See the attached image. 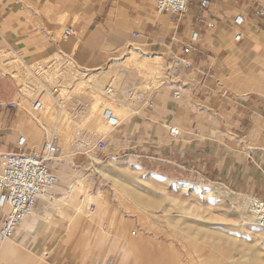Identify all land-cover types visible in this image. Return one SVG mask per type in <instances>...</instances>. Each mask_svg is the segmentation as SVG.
Returning a JSON list of instances; mask_svg holds the SVG:
<instances>
[{
	"label": "rangeland",
	"instance_id": "374dc122",
	"mask_svg": "<svg viewBox=\"0 0 264 264\" xmlns=\"http://www.w3.org/2000/svg\"><path fill=\"white\" fill-rule=\"evenodd\" d=\"M57 1L47 0V3L54 6ZM109 1L60 0L58 14L44 17L45 21L49 19L52 24L60 26V31L48 32L47 36L36 34L35 42L46 43L53 39L57 43L63 39L62 33L67 27H71L73 33L74 30L78 32L83 25L94 28L110 8ZM22 3L19 2L20 6ZM130 8L131 10L126 11L129 17H122L121 22L128 25V18L137 14L142 20L138 23L141 29L137 26L131 30V38L132 35H152L151 32H156L163 26L167 27V35L174 34L178 19H181L179 17L175 20L156 14L154 0H132ZM155 15L159 16L160 21L152 23L150 20ZM29 19L34 20L32 17ZM35 24L36 32L44 29V26L36 22ZM142 28H146V33ZM177 31L180 32L179 27ZM189 32L191 36L192 30ZM262 37L264 43V36ZM67 41L71 42V39ZM169 41L171 39L166 40ZM190 43L194 42H191L189 37ZM186 44L182 43V48ZM137 45L139 50L136 54L129 51ZM158 45L159 43L154 41L151 42V47H143L128 39L124 45L108 53L103 63L95 68H82L75 58L65 53L60 54L53 48L47 56L30 63H21L10 55H2V70L12 76L18 85L16 103L31 115L35 126L42 128L37 127L39 138L37 144L32 145L34 152L29 154L38 155L45 139L55 137L57 153L49 166L56 176L59 172L68 173L74 184V179H79L82 183V191L78 193L76 204L86 202L88 195L94 196L95 200L104 201L116 218L125 221L129 232L136 234L132 237H141L142 247H147L146 250L143 248L134 251H151L148 255L156 258L158 263L173 264L174 259L178 258L182 264H192L191 260L193 264H218L216 260L219 256L214 252L210 254L205 245L197 251L196 245L200 243L195 238L198 236L191 230L192 226L199 224L213 235L219 231L228 235L230 230V235L233 232V239L238 241L241 249L222 251V262L219 264H264V230L258 227L254 218L246 212L245 196L250 195V192L240 193L219 181H199L194 175L164 171L162 166H152L148 160H136L131 156V151L124 150L125 146H119L120 140L127 142L130 139L128 135L138 134V144L147 145L146 141L154 139L158 141L159 147H163V137L168 138V128L172 126L180 129V136L176 138L188 135L190 139L201 140L204 139L203 129L208 130L210 138L217 139L220 135L218 128L206 124L207 122L204 127H196L193 124L185 128L180 124H192L193 113H196L192 106L189 107V98L175 87L179 75L187 74L189 69L171 77L167 76V63L179 56L171 55L168 49L160 50ZM193 48L188 45L189 50L192 51ZM241 53H246V50H229V56L223 63L224 79L229 77L226 62L235 64V73L238 76L249 73V63H244L245 55ZM93 55H98V52ZM105 70H112V73L102 86L88 87V77ZM237 79L249 88L246 80H242V77ZM255 90L257 95L264 97L260 94L264 93V87ZM185 100L187 101L184 102ZM35 101H40L42 105L38 111H33ZM116 107L127 112L125 117L118 122V127H111L100 137L96 131L97 122H93L92 117L99 118L104 110H117ZM92 111H95L93 115ZM137 121L143 123L140 126L134 125ZM121 123L128 124V129L125 133L118 134L119 132L114 130L119 128ZM124 144L132 147V144ZM58 186L66 192L70 191L66 185H61L59 180L55 188ZM251 195L262 197L259 193ZM93 209L94 206L90 205L89 210ZM73 215V207H66L62 216L54 215L55 219L49 222V233L47 239L43 240L45 242H34L30 239V246L24 245V252L36 256L37 262H40L38 257H42L47 264H59L47 259L45 255L36 254L39 245H47L50 248L48 251H72L69 264H118L121 259L120 248L106 256L110 249L107 245L100 253L88 249L89 252L85 251L81 258L84 244L77 245L80 234L74 238L61 234L69 227ZM50 230L57 232V236ZM18 233L17 231L10 240L14 241L20 234ZM145 255L148 256L145 253L139 257L137 255L136 264H146ZM79 260H82L81 263Z\"/></svg>",
	"mask_w": 264,
	"mask_h": 264
},
{
	"label": "crops",
	"instance_id": "0c3cea01",
	"mask_svg": "<svg viewBox=\"0 0 264 264\" xmlns=\"http://www.w3.org/2000/svg\"><path fill=\"white\" fill-rule=\"evenodd\" d=\"M18 1L23 2L21 6ZM59 1L51 6L47 0H0V57L10 55L21 63H30L47 56L53 48L75 58L82 68H95L128 39L143 47H151V42L156 41L160 50L168 49L171 55L182 57L190 65L187 74L179 75L175 87L189 98V107L196 113H193L192 124H180L185 128L193 124L204 127L207 122L218 128L220 135L217 139L210 138L207 129L202 130L204 139L201 140L190 139L188 135L172 138L168 134V138L163 137V147H159L154 139L146 141L147 145L138 144L136 134L128 135L127 142L120 140L119 146H125L124 150L131 151L136 160H148L150 165L162 166L164 171L194 175L199 181H219L234 191L264 196V97L238 81L237 78L247 73L238 76L235 64L226 62L229 77H222L224 59L232 49L235 52L246 50L241 54L246 56L244 63H249V73L264 79V15H255L258 10L264 12V0H209L210 5L205 10L198 7V0H193L178 19L174 34L167 35L165 27L148 36L132 35L133 39L130 32L142 21L139 14L128 18L127 27L121 22L122 17H129L126 11L131 10L132 0H110V8L94 28L83 25L78 32L74 30L71 37L57 43L51 38L50 42L36 43L35 36L60 31V26L44 20L58 14ZM236 17L244 19L239 26L233 23ZM35 22L44 29L36 32ZM142 30L146 33V28ZM190 30L198 32L199 39L189 44ZM236 35L241 36L239 41ZM70 39L72 43L67 41ZM167 39L171 41L166 42ZM182 43L194 48L184 52ZM94 52L98 55L94 56ZM2 67L0 62V165L10 154L34 152L32 145L37 144V127H40L35 126L31 115L16 103L18 85ZM142 123L137 121L134 125ZM121 124L114 130L118 134L128 129V124ZM20 141L23 145H19ZM3 215L0 207V220ZM25 242L30 244L27 239ZM49 249L47 245H39L36 254L59 264H69L72 251Z\"/></svg>",
	"mask_w": 264,
	"mask_h": 264
},
{
	"label": "bare ground",
	"instance_id": "6f19581e",
	"mask_svg": "<svg viewBox=\"0 0 264 264\" xmlns=\"http://www.w3.org/2000/svg\"><path fill=\"white\" fill-rule=\"evenodd\" d=\"M143 16H145V14ZM159 19V16L155 15L151 20H149L152 23H155L159 22ZM124 26L127 27L128 25L125 24ZM162 28H165V26H163ZM138 50V45L129 49V51H133L134 54H136ZM245 59L246 56L243 60ZM259 63L260 61L258 62V64ZM111 73L112 70H105L103 72H100L98 75L96 74L89 77L87 75L88 79L86 83L90 88L93 86H102V84L106 79H108L107 77ZM242 80H246L248 87L252 89L259 90L264 87V79L255 74L249 73L246 76L242 77ZM106 110H110L113 118H115L118 122L122 121L127 113L125 110H122L120 108H117V110L108 108ZM106 110L101 113V116H99V118L92 117L93 122H97V124L95 123L97 125L96 131L98 132L100 137L104 136V134L112 127L108 123V120L105 118L104 113ZM94 112L95 111H92L91 114L93 115ZM175 128V130L180 132V129L178 127ZM57 176L58 180L61 182V185H66L67 189H69L70 191L66 192V190L60 188L59 186L56 188L54 186L52 189H50L48 194H45L39 199L38 206L33 209L29 216L22 220L20 227L16 229L15 235L17 231H19L20 234L18 233L19 235L15 237V240L11 241L9 239L0 242V264L46 263L41 259L42 257H38V261L42 262L40 263L36 261V256L24 252V245L27 244L24 239L26 238L28 242L30 239L34 242L46 240L48 236L47 234L49 233V222L55 219L54 215L56 214L62 216L63 211L66 207H73L74 215L72 218H70L69 227L65 228V230H63L61 234H64L67 238H69L70 235L71 238H74L78 234H80L79 242H77V245H79V243L84 244L81 258L83 255H85V251L89 252L88 249H94L95 252L100 253L106 245L110 248L109 251H107L106 256L109 253L113 254L118 248H120L121 259L118 264H136L137 255L139 257L140 254L145 253L148 255L151 252L144 251L147 247H145V245L144 247H142L143 244L140 240L141 237L136 239L133 238L132 236H135L136 234L134 232H129V227L126 225L125 221L116 218L114 212L110 210V208L106 207L104 201L95 200L94 196L88 195L86 196V202H83L82 204H76L78 193L82 191V183L79 181V179H74V184L73 180H71L70 174L68 173L59 172ZM90 205L94 206L93 210H89ZM116 220H119V222ZM192 227L193 228L191 231L194 233V235L198 236H195V238L197 239V242L200 243L199 245H196L198 249L197 251H200L202 246L205 245L206 247H208V251L210 254L214 252L217 257L219 256L216 260L218 264L222 262L220 258V253L222 251L229 252L235 249L237 250L239 248V245L237 243L238 241L233 239V232L232 235H230V230L228 231V235L222 234V232L219 230V232L213 235L210 231L205 230L207 228L204 229L203 227H200L199 224H195ZM51 231L54 232V230H50V232ZM26 246L29 247L30 245L28 244ZM198 246L200 247L198 248ZM143 248V251H134L142 250ZM239 249H241V247ZM185 254L187 255L188 251H186ZM145 259L146 264H162L161 262L158 263L156 258L154 259V257H152L151 255H145ZM81 261L82 260H79L80 263ZM191 262L193 264V260H191ZM172 263L182 264V262L178 258H175Z\"/></svg>",
	"mask_w": 264,
	"mask_h": 264
},
{
	"label": "built area",
	"instance_id": "2783aa9c",
	"mask_svg": "<svg viewBox=\"0 0 264 264\" xmlns=\"http://www.w3.org/2000/svg\"><path fill=\"white\" fill-rule=\"evenodd\" d=\"M193 0H154V10L158 15H166L177 20L187 8L192 4ZM210 5L209 0H198V7L205 10ZM256 16L262 17L264 12L258 10ZM244 19L236 17L234 25L239 26ZM202 23L201 21H199ZM73 34V29L67 27L62 38L67 39ZM240 35H236V41H239ZM199 39L198 32H192L190 36L191 42ZM189 50L187 45L183 46V51ZM190 68V65L182 57L172 58L166 65L165 71L167 76L183 73ZM41 102L35 101L33 110L38 111L41 108ZM105 118L113 128L119 126L118 121L113 118L110 110H106ZM168 133L172 138L180 136V132L173 127L168 128ZM19 145H23L20 141ZM57 153L56 138L48 137L43 142L41 151L38 155L18 153L10 154L5 157L0 165V207L3 209L4 215L0 220V242L12 239L15 231L20 227L21 222L33 209L38 206V201L50 189L57 185L58 178L51 170L49 163ZM246 212L251 215L257 225L264 230V198L256 195L245 196Z\"/></svg>",
	"mask_w": 264,
	"mask_h": 264
}]
</instances>
